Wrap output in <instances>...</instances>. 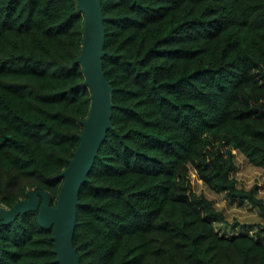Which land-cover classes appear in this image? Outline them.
Listing matches in <instances>:
<instances>
[{
	"label": "trees",
	"instance_id": "trees-1",
	"mask_svg": "<svg viewBox=\"0 0 264 264\" xmlns=\"http://www.w3.org/2000/svg\"><path fill=\"white\" fill-rule=\"evenodd\" d=\"M108 129L80 203L81 264H264V222L227 234L210 189L264 214L234 151L264 169V0H101ZM77 0H0V204L56 203L91 94ZM2 216L0 215V221ZM37 210L0 224V264H59Z\"/></svg>",
	"mask_w": 264,
	"mask_h": 264
},
{
	"label": "water",
	"instance_id": "water-1",
	"mask_svg": "<svg viewBox=\"0 0 264 264\" xmlns=\"http://www.w3.org/2000/svg\"><path fill=\"white\" fill-rule=\"evenodd\" d=\"M77 4L84 14V35L76 61L82 64L84 83L91 94L90 111L82 120L79 144L60 172L63 182L55 204H52L51 194L38 187L30 188L25 198L11 206L0 204V224L9 223L28 210L38 211L40 225L53 230L54 260L59 264H81L73 243L79 192L88 179L108 129L113 127V87L103 69V56L111 51L105 48V14L101 0H77Z\"/></svg>",
	"mask_w": 264,
	"mask_h": 264
},
{
	"label": "rangeland",
	"instance_id": "rangeland-1",
	"mask_svg": "<svg viewBox=\"0 0 264 264\" xmlns=\"http://www.w3.org/2000/svg\"><path fill=\"white\" fill-rule=\"evenodd\" d=\"M237 169L234 173L239 187L249 189L257 184L259 189L256 194L264 201V169L253 165L239 151H234ZM192 185L198 193H203L214 200L216 207L225 214L226 221L216 222L215 226L221 232L233 234L248 231L255 233L257 223L264 222V214L249 202L238 198H232L225 192H215L201 181L192 171Z\"/></svg>",
	"mask_w": 264,
	"mask_h": 264
}]
</instances>
